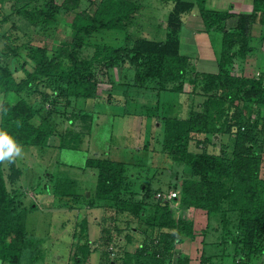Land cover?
I'll return each mask as SVG.
<instances>
[{"label": "trees", "instance_id": "obj_1", "mask_svg": "<svg viewBox=\"0 0 264 264\" xmlns=\"http://www.w3.org/2000/svg\"><path fill=\"white\" fill-rule=\"evenodd\" d=\"M143 2L99 0L92 14L76 10L79 0H62L60 5L42 0L37 7L28 3L10 6L37 31L63 21L70 39L56 43L50 55L45 46L30 44L28 35L17 34L13 25L4 31L8 16L0 12V131L8 132L20 146L43 148L57 129L49 113L36 124L32 122L41 110L30 97L36 88L43 84L56 93L54 98H91L98 84L96 71L102 69L104 74L112 67L125 65L132 71L130 86L155 100L153 108L147 109L151 117L155 114L162 120L158 153L169 161L183 160L188 170L187 175L173 182L177 196L171 200L179 210H203L208 220L218 217L217 222L204 228L219 232L217 242L212 244L215 252H201L198 264H264V177L260 176L264 167V76L257 73L244 77L233 72L254 46L264 51V34L256 36L253 31L255 25L264 28V0H252L249 13L213 8L205 0H168L164 26L159 25L161 39L144 36L142 25L138 29L129 26ZM189 14L200 19L202 31L219 35L215 72H195L189 57L179 51L180 29ZM101 31L106 32V41L90 40L92 34ZM82 48L91 52L79 58ZM185 81L201 103L190 105L186 117H178L171 98L182 92ZM158 111L168 113L158 115ZM253 111L254 120L250 117ZM258 119L262 121L259 128ZM215 134L230 135L217 152L188 151L187 145L195 135L201 137L195 139L199 146ZM225 146L230 147L229 153ZM84 167L95 173L96 200L91 204L85 199V203L93 206L109 201L118 218L113 234L109 235L106 228L104 237L97 239L99 245L108 246L106 250L101 248L106 264L111 263L108 248L120 252L116 236L122 235L123 243H130L135 234L142 239L134 250L117 254V264H190L188 253L174 252L177 244L188 245L195 237L192 224L174 218L168 199L159 193L151 210L145 212L147 200L131 199V190L123 186L122 162L90 156L84 160ZM15 171L8 176L10 180ZM5 180L0 162V264L34 262L39 240L25 231L27 211L21 207V200L8 192ZM126 193L128 198H123ZM131 222H139V228L130 227L129 236L126 226ZM85 231L82 219L80 232ZM92 252L84 239L77 247L74 263L90 264Z\"/></svg>", "mask_w": 264, "mask_h": 264}, {"label": "rangeland", "instance_id": "obj_2", "mask_svg": "<svg viewBox=\"0 0 264 264\" xmlns=\"http://www.w3.org/2000/svg\"><path fill=\"white\" fill-rule=\"evenodd\" d=\"M51 1L60 5L62 0ZM166 1L144 0L142 8L133 15L129 26L138 29L142 25L144 36L161 39L162 27L159 25L162 23L164 26L165 14L170 5ZM98 2L99 0H79L76 10H84L92 14ZM223 2L224 4H220L221 2L217 3L215 0H205V4L213 8L222 9L220 5H225V8L230 7L227 0H223ZM25 3L28 2L26 0H14L0 4V12L4 16H8L4 24V31L13 25L17 34L24 32L30 37V44L45 46L47 55H50L56 43L70 39L69 30L63 21H57L55 24L38 31L33 29L10 9V6L18 7ZM41 3L42 0H30L28 4L37 7ZM189 15L193 16L199 24L201 23L196 15ZM200 27L202 28V25ZM105 35V31L97 32L92 34L90 40L103 42L106 41ZM197 35V38L206 40L211 55L205 64L204 61H201L202 58L196 57L197 49L195 50L196 47L193 44L195 48L191 46L188 52L194 71H216L214 54L219 47V35L216 32L205 33L204 31ZM185 38L186 35L181 31L179 33L180 42L184 41ZM132 39L133 37H131ZM131 40L129 39L127 44ZM16 41L17 43L21 42L20 40ZM186 41L190 42L188 37ZM90 52L91 49L82 48L78 52V57L84 58ZM202 52L207 53L205 50ZM182 53H184L183 47ZM233 72L244 77H250L257 73L260 74L264 70L263 66H257L253 62L249 69L247 67L238 71L235 68ZM17 75L20 76L21 73H17ZM190 76L188 74L187 77L190 78ZM96 79L97 88L91 98H65L63 96L54 98L56 93L44 87L43 84L38 86L37 91L32 93L30 97L32 103L39 106L41 110L32 122L36 124L46 113H49L55 122L57 132L48 138L46 146L43 148L21 146L22 154L16 157L13 162H1L6 179V189L21 200V207L27 211L25 231L33 239L39 240L38 250L34 253L36 261L24 260L22 264H75L74 258L77 247L84 239L93 248V253L90 254L91 264H97V256L102 254L101 248L107 249L108 246L99 245L97 239L104 237L106 228L109 230L108 234L112 235L113 227L118 218H116L109 201H102L93 206H88L85 203V199H88V202L90 200L91 204L96 201L93 199L95 173L91 169L83 168L84 160L87 157L97 156L122 162L125 166L123 186L125 189L131 190V199L143 198L147 200L145 212L151 210L155 203L156 193H160L165 198L169 192L175 191L177 194L173 182L175 183L178 178L187 175L188 170L183 166V160L169 161L164 155L158 153L162 120L160 117L156 119L155 114L151 117L152 113L148 110L153 108L155 100L149 94L143 95V91L130 86L132 71L129 68L126 69L125 65L112 67L104 74L101 69V71H96ZM168 86L170 88V85ZM191 89L192 86L185 81L182 92L176 93L171 98L174 103L173 108L177 111L176 116L186 117L190 105L194 106L201 103V98L197 97V93H193L194 90ZM192 93L195 94L194 97L191 96ZM1 99L2 95L0 94V102ZM190 99L196 102L191 103ZM156 113L165 115L168 112L160 113L158 111ZM72 114L84 116L86 119L81 120L73 117ZM253 116L254 111L250 116L254 120ZM261 122L260 119L257 120V128L260 127ZM61 136L63 137L61 138ZM229 137L230 135L215 134L213 138L207 140V143L203 141L201 145L196 146L195 139L199 140L201 137L195 135L188 143L187 149L189 152L215 153L221 144H225L229 140ZM225 147L227 148L226 152L229 153L230 147ZM13 169L16 171L13 172L10 180L8 176ZM127 193L123 198H128ZM168 201L174 218H181L184 222H190L195 235L188 245L177 244L174 253L185 255L189 249L188 257L191 261L197 260L201 252L214 253V247H211L210 244L217 242L219 232L212 231L211 227L208 228V226L204 230V213H201V218L198 219L196 213L189 215L190 210H179L171 199ZM110 218L114 220L112 221ZM82 219L86 222L87 231L85 234L80 232ZM217 220L218 217L215 218L214 222ZM138 223L131 222L130 225L126 226L129 236L131 230L128 229L130 227L139 228ZM119 236L122 240V243L118 242L120 252L109 256L111 264L120 262L117 254H121L123 250H134L142 239L140 234H135L134 237L131 236L130 243H123V236ZM200 245L201 249L198 247ZM217 247L221 249L220 246ZM108 251L111 252L112 250L108 249ZM222 259L227 261L226 256H222Z\"/></svg>", "mask_w": 264, "mask_h": 264}, {"label": "crops", "instance_id": "obj_3", "mask_svg": "<svg viewBox=\"0 0 264 264\" xmlns=\"http://www.w3.org/2000/svg\"><path fill=\"white\" fill-rule=\"evenodd\" d=\"M7 1H12L13 2L14 0H0V4L2 2H7ZM215 1L217 3L221 2L220 4H224L223 0H215ZM227 2H228V4H230V7L225 8V5L224 6L220 5L222 9L230 8L229 10H232V11L237 12V13H249L250 12L252 0H227ZM200 25H202V24L201 23L199 24L195 20V18L193 16H190V15L186 16V18L183 20V24H182V27L180 29V32L182 31L184 33V35H186V38L188 37L190 42H187L186 38H185L184 41H181L180 45H179V51H180L181 54L186 55L187 57H189V60H190L191 56H190V54L188 52V49L191 48V46L194 47L193 44H195L196 48L195 47L194 48H195V50L197 49V52H195L196 57L198 59L202 58L201 61L205 62V61L209 60V56L211 54H210V47L207 44L206 40L196 37V36H198L197 34L202 31V28L200 27ZM27 27H28V25H27ZM253 28H254L253 31L255 32L254 35L263 36V34H264V30L263 29L264 28L262 26L255 25V26H253ZM195 38H197V39H195ZM193 40H194V42H193ZM200 42H201L202 45L199 44ZM263 45H264V41H263ZM182 47H183V52L184 53H182ZM202 50H205L207 53H203ZM263 52L264 51L261 50L259 47L254 46V49H252V51H250L246 55V58H245L243 64L240 66V68H236V69H238V71L244 70L247 67L249 69L251 67V63L254 62L257 66H259V65L263 66V70H264V53ZM262 54H263V58H262ZM205 64H206V62H205ZM213 72H215V71H213ZM261 73H262V75H264V72H260V74ZM263 149H264V139H263ZM260 176L264 177V167L262 168V170L260 172ZM174 205H177V203L174 202ZM189 210H190L189 215L196 213V216H198V219L201 218V213H204L205 220H204L203 223H204L205 226H206V224L210 225L208 223H211V224L214 223V219L213 218H209V220H208V218H207V216H206V214H205V212L203 210L192 209V208L187 209V211H189ZM182 211H186V210H182ZM205 226H204V228H205ZM121 241H122L121 237H118V240L116 242L120 243ZM132 245H133V243H132ZM210 245L212 247V244H210ZM198 247H199V249H201V245L198 246ZM108 249L112 250L110 253H108V257L111 256V254L114 255L115 253H117L116 248H114V247L113 248L111 247V248H108ZM188 253H189V249H188ZM205 254H208V253H205ZM105 258H104V256L102 254L100 256L98 255L97 256V264H104L105 263ZM197 260H192V261L190 260V264H198ZM89 263L91 264L90 257H89Z\"/></svg>", "mask_w": 264, "mask_h": 264}, {"label": "clouds", "instance_id": "obj_4", "mask_svg": "<svg viewBox=\"0 0 264 264\" xmlns=\"http://www.w3.org/2000/svg\"><path fill=\"white\" fill-rule=\"evenodd\" d=\"M22 154V148L6 131H0V162H13Z\"/></svg>", "mask_w": 264, "mask_h": 264}, {"label": "built area", "instance_id": "obj_5", "mask_svg": "<svg viewBox=\"0 0 264 264\" xmlns=\"http://www.w3.org/2000/svg\"><path fill=\"white\" fill-rule=\"evenodd\" d=\"M158 196H160L159 193L156 194V197H158ZM176 196H177V194L175 193V191H172V192H169L168 195H166V198L168 200H170V199L175 198Z\"/></svg>", "mask_w": 264, "mask_h": 264}]
</instances>
